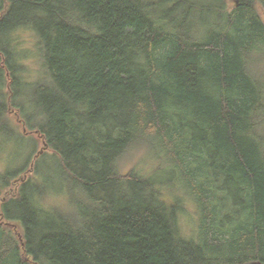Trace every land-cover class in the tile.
Listing matches in <instances>:
<instances>
[{"label":"trees","instance_id":"16d2710c","mask_svg":"<svg viewBox=\"0 0 264 264\" xmlns=\"http://www.w3.org/2000/svg\"><path fill=\"white\" fill-rule=\"evenodd\" d=\"M229 1L0 0V264H264V0Z\"/></svg>","mask_w":264,"mask_h":264},{"label":"rangeland","instance_id":"374dc122","mask_svg":"<svg viewBox=\"0 0 264 264\" xmlns=\"http://www.w3.org/2000/svg\"><path fill=\"white\" fill-rule=\"evenodd\" d=\"M230 0L228 5H231ZM17 48L22 55V61L26 67V78L33 79L38 78V72L42 69V64L39 59L38 51L36 49V43L34 40L33 35L28 30L19 31L17 33ZM11 123L17 124L15 117L13 115L9 116ZM20 132L22 131L21 127ZM41 144L38 146L40 149ZM33 149L32 145L27 143L25 147H22L21 144L15 143H8L5 147L0 151V173L5 170L14 171L18 170L22 167L23 163L27 161L29 157V153ZM50 153V152H49ZM143 152H130L127 154L126 158L122 162L121 171L125 172L129 168L135 167L138 171L140 170L143 174H148L152 170L154 164L152 160L147 157H143ZM43 166L45 169L51 165L52 160L49 157H45ZM44 175V173H43ZM40 179L34 178V183H37ZM59 193V192H58ZM52 199V198H49ZM48 199V200H49ZM54 204H62L63 199L58 197L52 199ZM195 208L194 206L184 207V213L180 217V225L182 228L183 234H188L187 232L190 229L191 219L195 218L194 215Z\"/></svg>","mask_w":264,"mask_h":264}]
</instances>
